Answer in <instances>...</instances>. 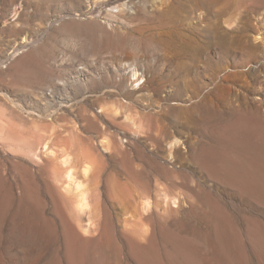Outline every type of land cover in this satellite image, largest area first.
I'll return each instance as SVG.
<instances>
[{
  "label": "rangeland",
  "instance_id": "374dc122",
  "mask_svg": "<svg viewBox=\"0 0 264 264\" xmlns=\"http://www.w3.org/2000/svg\"><path fill=\"white\" fill-rule=\"evenodd\" d=\"M226 1L0 0V264H264V0Z\"/></svg>",
  "mask_w": 264,
  "mask_h": 264
},
{
  "label": "bare ground",
  "instance_id": "6f19581e",
  "mask_svg": "<svg viewBox=\"0 0 264 264\" xmlns=\"http://www.w3.org/2000/svg\"><path fill=\"white\" fill-rule=\"evenodd\" d=\"M205 1L207 2V4L211 8H213L212 9L213 12H215V13L219 12L218 9H216V7L220 4L219 0H205ZM232 2L226 1V2L223 3V5L226 6V8L230 9L233 5L237 6L238 3H239V0H235L234 3H232ZM180 10H181V8H179L178 6L177 7L173 6L170 11L171 12L174 11V13H178V12L180 13ZM248 12L249 11H247V13ZM250 22H251V17H250V15H247L245 18H243V22H242L243 23V27L238 29V33L236 35L224 36V35H220V22H219V19H216L214 21L213 27H211V35L218 42L219 45L222 44L221 48H222V51L224 52V54L230 55L232 52H235V50H233L234 45L237 46L236 47V49H237L236 51H249L251 53H253L258 48V47H253L251 45V42H250V38L251 37H250V35H248L246 33H242V32H246V31H249V30L253 29V27H252L253 25ZM161 27H162L161 29L168 30V32H166V33L168 34V38L169 39H167L165 41V44L169 48H172L174 51H178V52L179 51H183L185 49V46H186V44L183 43L184 36H183V34H181V33H179L177 31V27H176L175 23L174 22L170 23V22H164L163 21V24L161 25ZM226 39L227 40L229 39L230 43L229 42L225 43ZM133 70H134V76H137L138 74L136 72V69H133ZM40 135H43V134H40Z\"/></svg>",
  "mask_w": 264,
  "mask_h": 264
}]
</instances>
